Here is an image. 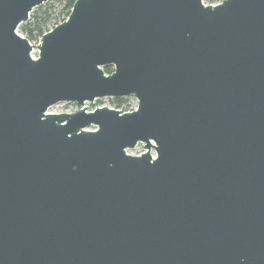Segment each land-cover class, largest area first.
I'll return each mask as SVG.
<instances>
[{"label": "water", "instance_id": "95a60500", "mask_svg": "<svg viewBox=\"0 0 264 264\" xmlns=\"http://www.w3.org/2000/svg\"><path fill=\"white\" fill-rule=\"evenodd\" d=\"M48 1L0 0V264H264V0H75L32 44Z\"/></svg>", "mask_w": 264, "mask_h": 264}, {"label": "trees", "instance_id": "16d2710c", "mask_svg": "<svg viewBox=\"0 0 264 264\" xmlns=\"http://www.w3.org/2000/svg\"><path fill=\"white\" fill-rule=\"evenodd\" d=\"M62 3V13H65V16L55 22L54 25L58 24L59 22H62L69 14L72 5L75 0H59ZM208 3L212 2H220L221 0H206ZM53 20V16L51 13V8L48 2L34 8L32 12L30 13V16L28 20L24 23H21L18 27V30L25 34L26 38L31 41L33 39H39L43 33L48 31L50 28L48 25ZM52 28V27H51ZM104 72L106 74H109L113 71L112 66H105L103 68ZM100 101V100H97ZM116 108H123L125 98H118V99H112L111 100ZM126 110V109H122Z\"/></svg>", "mask_w": 264, "mask_h": 264}, {"label": "rangeland", "instance_id": "374dc122", "mask_svg": "<svg viewBox=\"0 0 264 264\" xmlns=\"http://www.w3.org/2000/svg\"><path fill=\"white\" fill-rule=\"evenodd\" d=\"M205 4H215L217 2H212V3H208L206 0H202ZM48 4L50 5L51 8V13L53 16V20L51 21V23L48 25V27L51 29V27H53V24H55V22L61 20L64 16L65 13H62V3L59 0H49ZM18 32L23 36L26 37L24 33L20 32L18 30ZM39 41V39H33L31 40L32 44H35ZM32 56L36 57L37 56V51L36 49L33 50L32 52ZM100 100V101H97ZM94 100L92 102H86L84 103V107L86 108V110L93 108V107H101V106H107V107H115L114 103L111 101L112 98H102V99H97ZM137 105V100L136 98H134L133 96H128L125 97V102L123 105V108H135ZM79 109V106L76 103L73 102H61L58 103L57 105L51 107L48 112L51 113H57V112H66V111H72L75 112ZM94 128V127H91ZM144 151V146L143 143H138L135 147L131 148V149H127V153L129 154H138V153H142ZM152 155L155 154V152H151Z\"/></svg>", "mask_w": 264, "mask_h": 264}, {"label": "built area", "instance_id": "2783aa9c", "mask_svg": "<svg viewBox=\"0 0 264 264\" xmlns=\"http://www.w3.org/2000/svg\"><path fill=\"white\" fill-rule=\"evenodd\" d=\"M40 39V38H39ZM97 100V99H96ZM86 103V102H85ZM55 105H57V104H55ZM55 105H53V106H55ZM53 106H51V107H53ZM51 107H49L48 109H47V111L46 112H48V110L51 108ZM134 109V108H133ZM66 112H72V111H66ZM48 113H51V112H48ZM57 113H60V112H57Z\"/></svg>", "mask_w": 264, "mask_h": 264}]
</instances>
